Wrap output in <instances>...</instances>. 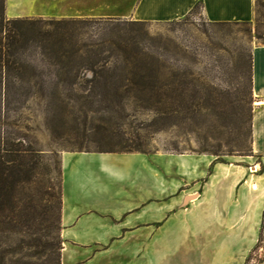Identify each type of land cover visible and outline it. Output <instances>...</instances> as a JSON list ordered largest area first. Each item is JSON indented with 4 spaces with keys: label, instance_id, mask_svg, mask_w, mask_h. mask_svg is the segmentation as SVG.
<instances>
[{
    "label": "crops",
    "instance_id": "obj_1",
    "mask_svg": "<svg viewBox=\"0 0 264 264\" xmlns=\"http://www.w3.org/2000/svg\"><path fill=\"white\" fill-rule=\"evenodd\" d=\"M26 1L45 18L161 23L198 6L211 23L257 15V0ZM252 93L250 156L64 153L60 264H246L264 213V44L252 50Z\"/></svg>",
    "mask_w": 264,
    "mask_h": 264
},
{
    "label": "rangeland",
    "instance_id": "obj_2",
    "mask_svg": "<svg viewBox=\"0 0 264 264\" xmlns=\"http://www.w3.org/2000/svg\"><path fill=\"white\" fill-rule=\"evenodd\" d=\"M30 4L26 0H6V17L71 19L32 15L40 11L39 7L29 9ZM14 14L21 17L10 18ZM77 19L93 21L89 30L86 28L90 33L108 34L117 43H128L147 56V66L160 69L166 80L183 77L194 82L199 91L200 115L179 113L181 109L174 103L172 115L154 127H150L156 118L153 107L127 104V116L120 125L130 143L138 144L143 152L219 153L215 157L220 160L243 155L238 150H246L249 140L241 146L234 134L241 125L237 121L241 113L245 125L249 109L254 113L255 108L250 61L253 48L262 44L256 37V21L218 25L206 21L200 8L173 22ZM5 92L0 85V159L9 162L13 172L7 177L0 174V256L5 257L6 264L15 260L44 264V247L60 232L49 219L61 190L63 154L79 148L104 149L109 138L95 134L97 122L91 114L85 117L87 106H63L40 97L8 99ZM10 150H19L18 155L8 154ZM250 256L246 264L264 262V234Z\"/></svg>",
    "mask_w": 264,
    "mask_h": 264
},
{
    "label": "trees",
    "instance_id": "obj_3",
    "mask_svg": "<svg viewBox=\"0 0 264 264\" xmlns=\"http://www.w3.org/2000/svg\"><path fill=\"white\" fill-rule=\"evenodd\" d=\"M256 10V37L264 44V0L256 1ZM260 21L263 24L261 26ZM91 23L93 21L90 19L77 18L8 19L6 0H0V85L5 87L6 97L25 98V100L40 97L48 103L63 106L71 104L87 106L89 109L85 112V117L88 118L91 114L94 116L93 122H97L93 131L95 134H104L109 141L104 149L89 151L79 148L73 152H143L138 144L130 143L127 135L121 131L120 123L126 119V106L129 103L154 108L156 118L150 127L169 118L175 111L174 107H171L174 103H177V107L181 109L179 113L187 111V114L193 116L201 114L200 104L197 103L199 91L194 82L183 77L178 80L175 78L174 81L166 80L160 69L147 66L149 64L147 56L136 52L137 50L131 48L128 43L122 45L106 36L108 34L94 35L87 31L86 28L89 30ZM144 23L146 22H135V24ZM36 62H40L41 65ZM250 82L252 92V55ZM17 84L21 87L17 88ZM22 85L27 87L22 88ZM240 108L243 109V106ZM243 116L244 113H241L240 117H236L241 125L234 138L241 146L244 140H249L250 145L247 149L238 152L243 154L242 156H250L252 155V109H249V118L245 125ZM18 151L10 150L7 153L14 152L18 155ZM211 155L220 156L219 153ZM11 171L13 172V169L9 162L0 159V174L7 177ZM62 188L61 185L59 197L55 196L56 206L53 207L49 219L51 222L54 221L60 232L54 242L44 247L43 253L47 257L44 264L61 263ZM263 234L264 213L256 248ZM250 260L251 256L246 262L249 263ZM0 264H6L4 256H0ZM8 264L20 263L15 260Z\"/></svg>",
    "mask_w": 264,
    "mask_h": 264
}]
</instances>
